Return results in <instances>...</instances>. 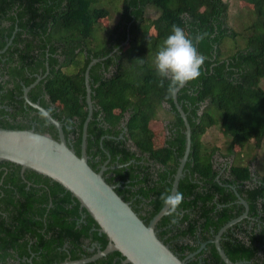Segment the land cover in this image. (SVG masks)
<instances>
[{
  "label": "trees",
  "instance_id": "1",
  "mask_svg": "<svg viewBox=\"0 0 264 264\" xmlns=\"http://www.w3.org/2000/svg\"><path fill=\"white\" fill-rule=\"evenodd\" d=\"M111 1L0 0V49L13 36L0 54V127L28 129L34 121V131L57 138L53 125L38 110L16 98L21 94L16 77H23L22 85L35 78H24L21 68L27 66L30 72H36L29 66L34 49L44 55L48 45V73L27 96L61 123L67 144L78 155L87 112L84 70L91 58L105 56L88 71L92 111L86 125L87 163L98 171L106 161L104 180L115 184L114 191L147 223L163 205L160 195L169 192L184 150V125L172 97L166 99L169 81L160 86L161 78L151 61L173 23L192 37L206 33L197 45L198 53L206 57L201 76L176 92V102L190 127L189 152L176 188L184 194V202L177 213L163 215L154 226L157 237L181 259L179 252L183 249L189 252L196 248L183 243V239L194 241L197 233L202 239L209 229L215 233L237 215L227 204L234 194L222 192L214 179L217 170L213 159L232 158L230 173L243 185L242 181L251 177L253 157L249 145L259 147L264 142V88L260 86L264 81V0H242L253 18L240 32L227 23V3L223 0H114L119 4L117 18L108 26ZM147 7L156 11L154 18L145 15ZM104 18L106 24L102 23ZM226 38L235 48L228 54L223 49ZM238 39L243 46L238 45ZM54 54L62 58L58 60ZM15 56L19 59L18 70L11 64ZM99 64L104 65L107 74L97 71ZM37 96L41 97L37 100ZM210 107L220 113L216 115ZM158 109L168 117L164 119L162 144L156 147L150 123L158 119ZM210 127L217 128L225 138V153L220 154L217 145L201 141ZM1 165L6 170L0 169V209L23 207L24 213L33 216L30 238L35 244L29 246L34 253L32 264H56L65 257L75 260L90 256L94 251L87 247L92 240L99 249L105 246L106 236L97 233V224L61 185L30 169H24L21 175L20 166L9 161H0ZM254 174L256 180L242 186L239 194L249 214L264 220V174L255 170ZM43 214L45 231L41 233L42 219L36 217ZM14 221L0 223L4 237L11 241L27 230L26 218L16 224ZM63 244L64 250L58 249ZM219 244L230 261L250 260L254 254L249 235L247 239L242 234H228ZM205 247V264H224L213 243ZM10 249L18 256L27 253L24 245L1 240L0 258L9 255ZM122 258L113 251L84 264H120ZM190 262L196 264L195 260Z\"/></svg>",
  "mask_w": 264,
  "mask_h": 264
},
{
  "label": "water",
  "instance_id": "2",
  "mask_svg": "<svg viewBox=\"0 0 264 264\" xmlns=\"http://www.w3.org/2000/svg\"><path fill=\"white\" fill-rule=\"evenodd\" d=\"M97 60H91L84 70L83 82L87 112L81 126L79 154L77 155L67 144L61 123L38 103L26 98V92L36 82L35 80L30 86L23 87L24 99L40 113H47L44 117L55 128L57 138L54 139L46 133H38L32 128L0 127V161L17 164L21 171L30 169L61 185L78 201L79 207L84 208L91 216L98 226L99 233L106 236L107 242L102 249L97 248L90 256L59 264H84L113 251H117L123 257L121 264H186L184 259H180L167 244L157 237L154 230L157 221L167 214L165 206L162 205L147 223H144L129 203L114 191V185L104 180L102 171L106 167L102 166L98 171H94L87 163L86 125L92 111L88 70ZM172 102L184 125V150L173 174L169 193L176 191L190 147V127L184 112L176 102V94L172 97ZM34 135H39L43 139L39 143L34 142L32 139ZM236 196L238 197L237 194ZM240 203L247 209L242 199ZM243 215L227 221L214 235V248L224 264L238 263L230 261L220 248L218 242L220 234Z\"/></svg>",
  "mask_w": 264,
  "mask_h": 264
},
{
  "label": "flooded vegetation",
  "instance_id": "3",
  "mask_svg": "<svg viewBox=\"0 0 264 264\" xmlns=\"http://www.w3.org/2000/svg\"><path fill=\"white\" fill-rule=\"evenodd\" d=\"M12 37L13 36L10 35L8 37V39H6L5 44L0 49V54L5 51V48L11 42ZM40 43L44 44L43 39H41ZM47 48H48V45H46L44 47V55L43 54L41 55V52H39L41 50L36 51V49H34V54L32 56L33 58L31 57L32 59L30 61L29 66L35 68L34 70L36 72H30V70L27 69V66H23L24 68H21L24 71V74H23L24 78H31L32 76L35 77L31 83H29L28 85H22L23 77H16L18 83L21 84V88H20L21 94L18 95L16 98L22 99L24 104L25 103L28 104V103L25 101L24 96H23V92H22L23 87L30 86L35 80H36V82L34 84H36L41 78H43L48 73L47 59H48L49 55L47 53L48 52ZM76 51H77V49L75 50V52ZM84 51H85L84 53L86 54L87 50H84ZM57 52L58 53L60 52V48L57 49L56 53ZM52 56L56 57L58 60H60L62 58V56L60 54H54ZM104 58H105V56L100 57V58H91V60L98 59L97 61L101 62ZM2 59H4V58H2ZM5 60H6V56H5ZM97 61L92 63V65L96 64ZM11 64L17 70L20 69L19 59L17 58V56L13 57V62ZM1 65H2V63H1ZM26 65H28V64H26ZM98 66L99 67H98L97 71L100 74H107V72H105V71L103 72V66H104L103 64H99ZM42 69H44V71H42ZM33 85L30 86V88L26 92V98L27 99H28L27 93L32 87H34ZM40 97L41 96H37V100ZM35 102L38 103L37 101H35ZM0 107H1V105H0ZM33 122L34 121H31V123H30V128H32V129H33ZM164 124H165V122L163 123V125ZM165 132H166V129H165ZM105 163H106V161H104L102 163V165H100V168L102 166H105L104 165ZM212 163H213V167L217 170V172L214 176V179L218 180L219 185L223 188V190H221V191L224 192L225 194H227V192H229V191L231 194H234V198L231 199L227 203L228 205H231L233 207L231 212L237 214L233 218L239 217L240 215L244 214L242 216V218H240L238 221L234 222L232 225H230L228 228H226V230L224 232H222L220 234L218 242L220 241V239L228 238V234H230L232 236H238V237H240V235L242 234L247 239H248V235H249V239L251 242L250 245L255 247V249L253 251L254 254L251 255L252 258L250 260H236L233 262H237L238 264H247V263L264 264V220H262L260 218V216H258L255 213L249 214L248 205L245 202L242 195L239 194V189L242 186L246 187V186L250 185V183H252V180H256L257 176H256V174H254V170L251 167L252 162L249 166V170L251 172V177L249 180H243L242 181L243 185L239 184L238 183L239 180L237 181V179L235 177H233V175L230 173L229 169H230V166L232 164V158H230L228 156L215 157L213 159ZM114 167L115 166H108L109 169H112ZM1 168L6 170V167L4 165H1L0 169ZM23 171H21L19 168V173L21 175H22ZM235 181H236V183H235ZM27 184H29V182H27ZM113 185H115V184H113ZM236 194L238 195V197L236 196ZM240 199H242L246 203L247 209L244 207V205L242 203H240ZM214 201H215V199H213V202ZM217 206H220V205H217ZM24 210H25V208L18 207V206L17 207H8L6 210H4L3 207H2V209H0V223H4V222L7 223V222H12V220H16V221H14L16 224L18 220H22V217H23V219L24 218L27 219V226H26L27 230L23 233L21 238L12 239V241H11V239H6L4 237V232L0 230V242H1V240H9L13 245H24L26 252H27L26 254H23L22 256H18L17 253L13 249H10L9 255H5L3 258H0V264H20V262H23V261H25L27 264H32V257L34 256V253L30 250L29 246H31L35 242V240L30 238V235L32 232V227H33V224H32L33 216L31 215V213H24ZM36 218L42 219V225H41L42 227H40V228L36 227V228H39L40 232L43 233L45 231V229L43 227V224L45 223V214H43L40 217L38 216ZM233 218H231V219H233ZM231 219H229V220H231ZM225 223H223V224H225ZM0 229H1V227H0ZM228 229H229V232H228ZM98 232L99 231L97 228V233ZM216 232L213 233L212 230L209 229V231L204 234V237L202 239L199 238L198 233L195 234L196 238L194 239V241H189V240L183 239L182 240L183 243L188 242L189 244L195 245L196 248L192 251H189V252L186 251V249H183V251L179 252V254L182 256L181 259H184L186 264H191V262H190L191 260H195L196 264H205L206 252H207V248L205 247V244L213 243V238H214V235L216 234ZM223 235L225 237H223ZM65 245L66 244H63L61 247H58V249L64 250ZM97 248H99V246L97 245V243L94 240H92V241H90V245L87 247V250L91 251V252H93V251L95 252ZM202 249H203V251H202ZM79 259H81V258H79ZM115 259H116V257L113 258V260H115ZM75 260H78V259H75ZM121 260H120V264H121ZM64 261H73V260H69L68 257H65V259L61 262H64ZM61 262H59V263H61ZM59 263H56V264H59ZM216 264H217V262H216Z\"/></svg>",
  "mask_w": 264,
  "mask_h": 264
},
{
  "label": "clouds",
  "instance_id": "4",
  "mask_svg": "<svg viewBox=\"0 0 264 264\" xmlns=\"http://www.w3.org/2000/svg\"><path fill=\"white\" fill-rule=\"evenodd\" d=\"M206 35L203 33L192 37L183 27L173 23L169 34L157 46L151 63L156 74L161 78L160 86H164L165 80L169 81L166 99L174 97L180 87L201 76V68L206 57L198 53L197 45L205 39ZM143 62L141 60V63ZM41 115L47 116V113ZM32 139L39 143L43 138L34 135ZM160 200L167 209L168 215L171 216L177 213L184 202V194L180 191L171 193L166 191L160 195Z\"/></svg>",
  "mask_w": 264,
  "mask_h": 264
},
{
  "label": "rangeland",
  "instance_id": "5",
  "mask_svg": "<svg viewBox=\"0 0 264 264\" xmlns=\"http://www.w3.org/2000/svg\"><path fill=\"white\" fill-rule=\"evenodd\" d=\"M227 3V23L230 25V27L235 30L236 32H240L242 28L253 18V15L249 11V7L245 2L242 0H223ZM118 6L119 4L112 0L109 2L108 7L111 10V15L108 21V26H110L117 18L118 13ZM156 11L151 8L147 7L145 15L148 18H154L156 16ZM106 19H102V23L106 24ZM107 26V27H108ZM106 27V28H107ZM104 27V29H106ZM153 31V28L151 29ZM102 32H98V34H101ZM239 46H243V42L241 39H238ZM231 39L226 38L223 44V49L226 51L225 53H231L235 48H232L231 45ZM260 86L264 88V81L260 82ZM210 111L214 112L216 115H218L220 112L218 110H214V108L210 107ZM158 119L155 121H151L150 125L153 130V145L154 146H160L163 141V137L165 134V128L163 126L164 119H167L168 115L163 109H158L157 111ZM201 141L206 145H217L220 154L225 153V146L226 141L225 138H223L217 131V128L210 127L206 129L205 133L201 136ZM250 146V155L253 157V161L251 164V167L253 170L257 171L259 174H264V162H263V156H264V142H261L259 147H254L252 144Z\"/></svg>",
  "mask_w": 264,
  "mask_h": 264
}]
</instances>
